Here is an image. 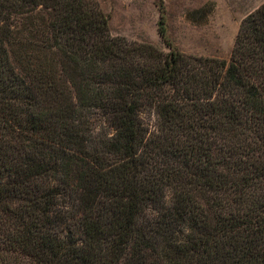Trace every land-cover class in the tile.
<instances>
[{
	"label": "trees",
	"instance_id": "16d2710c",
	"mask_svg": "<svg viewBox=\"0 0 264 264\" xmlns=\"http://www.w3.org/2000/svg\"><path fill=\"white\" fill-rule=\"evenodd\" d=\"M0 264H264V5L227 62L0 0Z\"/></svg>",
	"mask_w": 264,
	"mask_h": 264
},
{
	"label": "rangeland",
	"instance_id": "374dc122",
	"mask_svg": "<svg viewBox=\"0 0 264 264\" xmlns=\"http://www.w3.org/2000/svg\"><path fill=\"white\" fill-rule=\"evenodd\" d=\"M108 17L111 35L129 42L151 44L168 53L171 49L184 54L226 60L230 62L237 35L243 21L264 5V0H93ZM163 22L165 35L160 33ZM10 56L17 71L29 80V68L44 62L33 63L24 53ZM30 53V46H24ZM12 50V52H11ZM46 56V55H45ZM19 58L22 62L19 63ZM58 59L48 54L49 63ZM37 63V64H36ZM57 76L63 79L61 67L55 64ZM28 76V77H27ZM68 85V84H67ZM70 87V86H69ZM74 98V92L69 89Z\"/></svg>",
	"mask_w": 264,
	"mask_h": 264
}]
</instances>
